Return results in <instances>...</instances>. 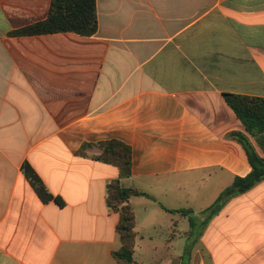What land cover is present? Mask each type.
I'll list each match as a JSON object with an SVG mask.
<instances>
[{"label":"crops","instance_id":"obj_1","mask_svg":"<svg viewBox=\"0 0 264 264\" xmlns=\"http://www.w3.org/2000/svg\"><path fill=\"white\" fill-rule=\"evenodd\" d=\"M51 2L0 0V264H117L106 196L120 172L98 159L110 140L132 149L121 184L145 194L130 200L134 264H264V181L200 228L252 170L230 135L264 158L224 97L264 99V0H97L91 37L13 34Z\"/></svg>","mask_w":264,"mask_h":264},{"label":"trees","instance_id":"obj_2","mask_svg":"<svg viewBox=\"0 0 264 264\" xmlns=\"http://www.w3.org/2000/svg\"><path fill=\"white\" fill-rule=\"evenodd\" d=\"M98 29L97 0H52L46 20L18 30L13 34L17 36H36L75 33L84 37H91L98 32ZM224 97L228 106L243 123L246 132L256 137L259 145L264 149V99L236 94H224ZM230 137L243 146L252 170L245 177H237L232 186L224 190L216 202L202 212L204 219L200 228L204 227L231 199L248 192L264 181V158L257 153L249 136L235 132ZM86 147L87 145L84 146L81 152ZM99 147L102 149V154L98 159L106 164L116 166L120 172V179L132 175L133 153L129 145L118 140H110L100 143ZM23 168L32 187L44 202L56 200L60 205H63L60 198H55L48 191L43 181L29 164H24ZM120 179L108 184L106 196L108 207L117 210L120 215L117 232L120 235L122 246L113 253V256L117 264H134L136 216L130 200L134 197L145 196V194L136 189L124 187ZM177 212L189 218L194 233L199 231L197 227L198 220L191 215L190 210Z\"/></svg>","mask_w":264,"mask_h":264},{"label":"rangeland","instance_id":"obj_3","mask_svg":"<svg viewBox=\"0 0 264 264\" xmlns=\"http://www.w3.org/2000/svg\"><path fill=\"white\" fill-rule=\"evenodd\" d=\"M194 216H195V215H194ZM197 216H199V214H196V216H195V217H197ZM197 231H198V230H197ZM197 233H198V232H197ZM197 233H196V234H197Z\"/></svg>","mask_w":264,"mask_h":264}]
</instances>
